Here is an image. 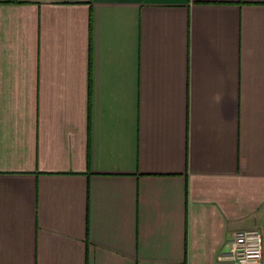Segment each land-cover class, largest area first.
Segmentation results:
<instances>
[{"label":"crops","instance_id":"1","mask_svg":"<svg viewBox=\"0 0 264 264\" xmlns=\"http://www.w3.org/2000/svg\"><path fill=\"white\" fill-rule=\"evenodd\" d=\"M247 229L264 0H0V264H220Z\"/></svg>","mask_w":264,"mask_h":264},{"label":"built area","instance_id":"2","mask_svg":"<svg viewBox=\"0 0 264 264\" xmlns=\"http://www.w3.org/2000/svg\"><path fill=\"white\" fill-rule=\"evenodd\" d=\"M264 241L259 229L237 231L218 256L220 264H264Z\"/></svg>","mask_w":264,"mask_h":264}]
</instances>
